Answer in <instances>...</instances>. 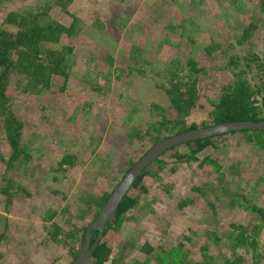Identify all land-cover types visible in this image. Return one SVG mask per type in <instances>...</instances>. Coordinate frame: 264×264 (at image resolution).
Listing matches in <instances>:
<instances>
[{
    "label": "rangeland",
    "instance_id": "rangeland-1",
    "mask_svg": "<svg viewBox=\"0 0 264 264\" xmlns=\"http://www.w3.org/2000/svg\"><path fill=\"white\" fill-rule=\"evenodd\" d=\"M59 2L0 0V30L8 33L18 32L10 16L77 22L48 47L57 55L71 50L59 56L71 57L68 76L51 71L46 91L9 86L30 159L5 168L0 115V264H70L100 199L156 140L213 126L223 89L240 77L264 94V0ZM173 86L197 90L196 107L181 123L166 95ZM215 143L197 162L168 153L149 167V193L107 233L111 264H167L160 256L178 244L189 264H264V217L256 211L264 209V140L237 135ZM68 156L74 166H61ZM3 176L11 199L1 191ZM242 228L246 241L238 243ZM144 244L154 248L151 256Z\"/></svg>",
    "mask_w": 264,
    "mask_h": 264
},
{
    "label": "trees",
    "instance_id": "trees-1",
    "mask_svg": "<svg viewBox=\"0 0 264 264\" xmlns=\"http://www.w3.org/2000/svg\"><path fill=\"white\" fill-rule=\"evenodd\" d=\"M68 2V1H67ZM60 5H63L62 0H60ZM67 7H63V11L67 14ZM33 19L23 18V20H17L13 17H9L10 23L18 29L17 33H8L6 31L0 30V115L3 117V125L6 133V141L8 144V151L6 152L5 168H14L13 163H16L18 159L21 161H28L30 159V150L25 147L22 141V133L24 130V123L20 120L16 113L13 112L10 101L12 98L9 95L10 83L17 85L19 91L31 92L33 90V85L40 84L46 91L50 87L51 79L50 75L55 72L59 75L68 76L69 67L71 64V57H66L65 60H61L59 56L70 53L71 50L62 49L60 55H57L54 51H50V45L56 44L63 37L64 32L74 33L76 30V24L73 20L69 27L63 26L61 24H53L51 17L48 14L43 13V15H33ZM47 17V21L41 23V19ZM43 42L46 43V47ZM49 47V48H48ZM211 50V49H209ZM18 52L17 55L14 53ZM47 56L46 58H44ZM52 71V72H51ZM19 77L27 79L28 85L31 87H23V82H19L15 79L17 74ZM54 74V73H53ZM26 84V83H25ZM259 88H253L251 84L244 78L240 77L233 84L225 87L223 89V94L220 100L215 104V111L210 115L212 124L218 125L228 122H240V121H252L260 122L264 120V94ZM169 98L171 107L175 110L178 115L177 123H181L183 114L189 115L192 110L196 107L197 102V90L195 86H190V88H178L173 86L172 89L167 90L166 93ZM259 96L261 97L259 99ZM181 118V119H179ZM180 120V121H179ZM184 121V119H183ZM197 126L192 125L189 128H183V132L196 130ZM237 135H247L248 139H253L255 136L264 140V130H244L240 132H235L231 134L216 136L211 139L198 140L195 142H188L181 146L174 147L162 156L170 153L172 157L181 163H191L197 162L201 156L208 150V148L215 149L217 147L215 141L217 139H228ZM254 136V137H253ZM161 142V140L159 141ZM156 140L153 144L155 146L159 143ZM162 156L158 158L152 165H162L164 164L161 160ZM3 158H5L3 156ZM19 160V161H20ZM74 156L64 157L61 161V166L69 165L74 166ZM206 162V161H205ZM205 162H201L203 165ZM151 165V166H152ZM150 166V167H151ZM149 167L142 173V175L135 182L133 189L125 197L121 203L114 220L111 222L109 228L104 233V236L100 242V245L94 252L92 258L88 264H106L111 261L113 250L106 240L107 233L109 230L119 226L123 219H126V215L134 209L138 203L141 201L144 194H148V190L144 186V179L149 174ZM174 171V170H173ZM6 175V174H5ZM2 180L4 182V187L1 191L5 193L8 199L13 196L11 181L3 176ZM111 194L107 197L100 199L98 204V210L91 222L87 223L80 237L83 241L86 236V230L96 220L100 211L103 209L107 200ZM256 211L259 215L264 217V209H257ZM58 228V227H57ZM59 229V228H58ZM246 230L242 228V232L236 237L238 243H245ZM98 236V231H95L93 241ZM85 241V240H84ZM83 241V242H84ZM178 247H173L170 249L169 254H164L160 258H164L167 264H189L183 258L181 251L186 250L182 247V244L177 245ZM144 251L148 256H151L154 252V248L151 245L144 244ZM78 254H74L73 261L77 259ZM159 258V255L156 259ZM113 263H116L113 260Z\"/></svg>",
    "mask_w": 264,
    "mask_h": 264
},
{
    "label": "water",
    "instance_id": "water-1",
    "mask_svg": "<svg viewBox=\"0 0 264 264\" xmlns=\"http://www.w3.org/2000/svg\"><path fill=\"white\" fill-rule=\"evenodd\" d=\"M244 130H264V120L260 122L240 121L228 122L211 127L200 128L196 130L186 131L173 135L155 146H153L145 156H143L132 169L126 174L122 181L110 195L103 209L100 211L96 220L90 224L86 230L85 241L82 250L73 264H88L94 252L100 245L104 233L109 228L111 222L129 192L142 173L150 167L158 158H160L168 150L198 140L211 139L216 136L231 134ZM98 231V236L93 241L94 233Z\"/></svg>",
    "mask_w": 264,
    "mask_h": 264
},
{
    "label": "crops",
    "instance_id": "crops-1",
    "mask_svg": "<svg viewBox=\"0 0 264 264\" xmlns=\"http://www.w3.org/2000/svg\"><path fill=\"white\" fill-rule=\"evenodd\" d=\"M179 245V244H178ZM114 258V251L112 253V259ZM112 261H108L106 264H111ZM120 262H117V264H119Z\"/></svg>",
    "mask_w": 264,
    "mask_h": 264
}]
</instances>
